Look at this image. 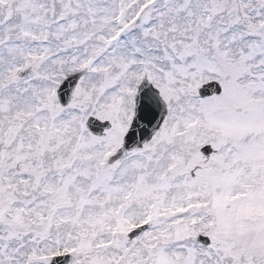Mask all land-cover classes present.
<instances>
[{
    "label": "snow or ice",
    "instance_id": "obj_1",
    "mask_svg": "<svg viewBox=\"0 0 264 264\" xmlns=\"http://www.w3.org/2000/svg\"><path fill=\"white\" fill-rule=\"evenodd\" d=\"M0 264H264V0H0Z\"/></svg>",
    "mask_w": 264,
    "mask_h": 264
}]
</instances>
